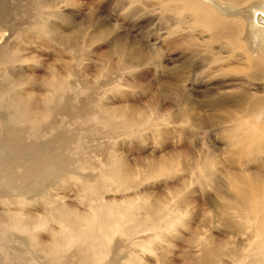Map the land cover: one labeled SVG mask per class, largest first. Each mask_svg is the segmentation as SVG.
<instances>
[{
	"label": "rangeland",
	"instance_id": "obj_1",
	"mask_svg": "<svg viewBox=\"0 0 264 264\" xmlns=\"http://www.w3.org/2000/svg\"><path fill=\"white\" fill-rule=\"evenodd\" d=\"M17 1L23 0H9L10 6ZM28 1L44 7V35L34 26L31 7L30 14H13L14 35L0 46L19 47L24 62L14 76L30 81L32 86L24 84L23 89L37 97L46 93L43 81L51 74L67 79L72 118H61L60 125L69 134L80 135L82 143L77 139L75 143L82 151L75 150L80 155L76 156H82L86 170L81 174L93 189L85 197L79 181L71 180L69 189L62 181L49 183L45 194L53 205L67 199L66 205L81 212L88 211V204L132 206L133 217L141 221L132 232L136 237L152 235L146 232L153 221L149 207L159 205L165 219L159 222L160 239L147 253L150 264H264V221L234 200L238 191L247 189L239 178L264 177L262 169L256 175L259 165L237 161L245 148L240 137L249 136L242 126L254 120H245L242 126L234 120L248 115L239 102L243 90L261 96L264 81L230 73V65L243 63L238 56L231 59L220 44L212 46L219 58L215 64L209 60L207 41L178 47L175 43L188 30L168 38L183 28L180 23L174 27L160 7L154 6V11L158 9L154 13L153 7L145 11L142 5L133 7L123 0ZM193 51L198 53L191 55ZM107 110L144 118L146 123L113 133L101 119ZM235 130L239 137L233 139ZM259 136L264 142V135ZM165 161L170 168L158 173ZM260 164L264 166V159ZM152 166L157 168L151 171ZM116 167L130 177L131 186L113 181ZM100 177L103 187L97 186ZM28 200L37 208L27 204L23 212L28 208L35 216L45 213L46 198ZM56 224L51 221L45 228L50 231L39 232L42 242L51 241L49 233L60 229ZM8 246L13 248L12 243ZM38 259L41 264L43 259Z\"/></svg>",
	"mask_w": 264,
	"mask_h": 264
},
{
	"label": "bare ground",
	"instance_id": "obj_2",
	"mask_svg": "<svg viewBox=\"0 0 264 264\" xmlns=\"http://www.w3.org/2000/svg\"><path fill=\"white\" fill-rule=\"evenodd\" d=\"M250 1L123 0L125 4L133 7L139 5H142L143 9L153 7L154 13L160 7L174 27L180 23L183 28L168 32L167 37L188 30L184 37L180 36L182 38L175 43L178 47H193L194 42L207 41L209 60L211 64H215L219 58L216 57L212 46L220 44L231 59L238 56L243 63L230 65V73L245 74L244 77L261 82L264 81V0L253 3ZM154 6H157L156 12ZM31 7L35 11L34 26L37 30L40 29L38 34L44 35L43 5L32 6L28 0H23L10 6L9 0H0V43H3L2 40L8 35L10 37L14 35L13 32L11 33V26L14 24H11L13 14L18 12L30 14ZM7 31L10 33L8 34ZM198 32L201 36L207 35V39L197 38L200 36L196 35ZM64 40L65 43L68 41ZM7 42L6 40L5 43ZM20 51L18 46H0V208L3 209L0 211V264H40L41 260L38 257L43 259L41 264H150L147 253L160 239L157 236V231L160 229L159 222L160 219H165L159 205L153 204L149 207L153 221L147 226L146 232L149 231L148 233L152 235L136 237L132 232L141 221L133 217L132 206H123L116 202L106 206L88 204V211L81 212L66 205L67 199L63 204L53 205L54 201L46 197V186L58 181H62L64 187L70 186L73 183L71 180L79 181L82 184L80 190L85 193V197L87 193L91 196L93 189L87 184L86 177L81 174L86 170V164L82 163V156L79 157L76 152L82 151V148L78 149L80 145L75 143L77 138L80 139V135L69 134L60 125L61 118L70 120L72 118L68 100L70 87L67 79L53 73L43 81L42 87L46 93L41 97L33 95V92V94L27 92L23 88L26 85L32 86L29 84L30 81L24 83L14 76L17 67L24 62L19 55ZM195 53L198 51L191 52V55ZM32 88L36 89L35 86ZM242 97L239 102L248 115L247 117L240 115L241 118L234 117V120L240 126L245 120L252 119L254 123L248 121L242 126L244 133L247 132L249 136L240 137V143L245 148L237 161L259 165L257 175L262 173L260 169L264 170V166L260 164L264 159V142L259 136L264 135V93L255 97V93L243 90ZM122 115L125 119L118 120ZM101 119H104V124L113 133L119 129L138 128L146 123L144 118L133 119L116 110H107ZM231 135L233 139L239 137L237 130ZM79 139L77 143H82ZM73 144L76 147H73ZM167 164L168 162L165 161L158 167L157 172L167 171L170 168L166 166ZM156 168L157 166H152L151 171ZM259 176L239 178V182L247 189L238 191L234 200L249 214L264 221V194H262L264 177L262 175L260 176L262 179H259ZM112 179L115 183L128 186L132 184L130 177H124L117 167ZM102 183L103 177H100L97 186L103 187ZM233 185L235 188L240 186L236 181ZM34 196L46 198V203L43 204L46 206L44 215L43 213L40 214L41 216L32 215L27 212L28 208L25 209L26 213L23 212L27 204L29 209L31 205L35 207L36 203L28 200ZM34 200H37L36 197ZM51 221L57 223L60 229L49 233L52 234L50 242L45 243L46 239L42 242V237H38L39 232L48 228ZM9 243L13 244L11 249L14 251L8 250V247H11L8 246ZM108 257V261L105 262ZM252 264H260V262Z\"/></svg>",
	"mask_w": 264,
	"mask_h": 264
}]
</instances>
